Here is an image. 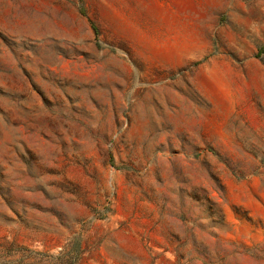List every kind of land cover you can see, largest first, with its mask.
Wrapping results in <instances>:
<instances>
[{
	"label": "rangeland",
	"instance_id": "rangeland-1",
	"mask_svg": "<svg viewBox=\"0 0 264 264\" xmlns=\"http://www.w3.org/2000/svg\"><path fill=\"white\" fill-rule=\"evenodd\" d=\"M0 264H264V0H0Z\"/></svg>",
	"mask_w": 264,
	"mask_h": 264
}]
</instances>
